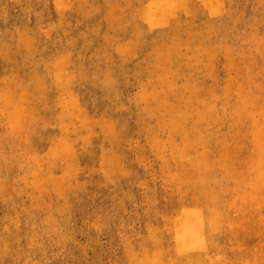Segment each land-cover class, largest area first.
Masks as SVG:
<instances>
[{
	"label": "rangeland",
	"instance_id": "374dc122",
	"mask_svg": "<svg viewBox=\"0 0 264 264\" xmlns=\"http://www.w3.org/2000/svg\"><path fill=\"white\" fill-rule=\"evenodd\" d=\"M154 1L0 0V264H264V0Z\"/></svg>",
	"mask_w": 264,
	"mask_h": 264
},
{
	"label": "bare ground",
	"instance_id": "6f19581e",
	"mask_svg": "<svg viewBox=\"0 0 264 264\" xmlns=\"http://www.w3.org/2000/svg\"><path fill=\"white\" fill-rule=\"evenodd\" d=\"M162 1H163V0H162ZM164 1H165V0H164ZM152 2H153V1H152ZM154 2H155V1H154ZM156 2H158V0H157ZM156 2H155L154 5L157 4ZM159 2H161V1L159 0ZM168 2H169V1H168ZM166 3H167V0H166ZM208 3H209V2H208ZM208 3H207V5H210V4H208ZM161 5H163L162 2H161ZM166 5H167V4H166ZM163 6H165V5H163ZM172 6H173V4H172ZM177 6H178V4H177ZM155 7H156V6H155ZM157 7H158V6H157ZM157 7H156V9H157ZM161 7H162V6H161ZM166 7H167V6H166ZM210 7L212 8V5H211ZM162 8H164V7H162ZM151 9H152V8H151ZM153 9H154V8H153ZM165 9H166V8H165ZM172 9H173V8H172ZM174 10H175V9H174ZM152 11H154V10H152ZM152 11H151V12H152ZM159 11H161V10L159 9ZM162 11H163V10H162ZM172 11H173V10H172ZM213 11H214V10L212 9V12H213ZM163 12H164V11H163ZM166 13H167V12H166ZM152 14H153V13H152ZM152 14H150V15L153 17ZM157 15H158V14H157ZM157 17H158V16H157ZM168 18H169V16H168ZM159 20H160V19H159ZM163 21H164V19H163ZM164 22H165V21H164ZM166 22H167V20H166ZM160 24H164V23L161 22ZM165 24H166V23H165ZM187 211H188V210H187ZM181 216L183 217V212H182V215H181ZM181 216H179V217L181 218ZM188 216H189V215H188ZM184 217H185V216H184ZM195 219H196V218H195ZM195 219H194V220H195ZM176 220H177V219H176ZM176 220H175V221H176ZM181 220H182V219H180V221H181ZM184 220H185V219H184ZM190 220L192 221L193 219L190 218ZM194 220H193V221H194ZM175 221H174V222H175ZM178 221H179V220H178ZM178 221H177V222H178ZM188 222H189V221H188ZM196 222H197V224H198V223H200V222H202V221L198 222V220H195L194 223H196ZM182 223H183V220H182ZM182 223H181V225H182ZM185 223H187V222H185ZM174 224H176V223H174ZM202 224H203V222H202ZM177 225H178V224H177ZM179 225H180V222H179ZM179 225H178V226H179ZM181 225H180V226H181ZM183 225H184V224H183ZM189 225H192V226H189V227H196V226H197L196 224H195V226H194V224H189ZM199 225H200V224H199ZM199 225H198V227H199ZM200 226H201V225H200ZM173 227H174V226H173ZM182 227H183V226H182ZM186 227H187V226H186ZM178 228H179V227H178ZM184 229H185V228H184ZM186 229H187V228H186ZM186 229H185V231H186ZM189 229H190V230H191V229L193 230V228H188L187 230H189ZM178 230H179V229H178ZM181 230H182V228L180 229V231H181ZM190 230H189V231H190ZM186 232H187V231H186ZM188 233H189V232H188ZM187 236H189V235L187 234ZM175 238H176V237H175ZM187 238H188V237H187ZM188 239H190V238H188ZM191 239H192V237H191ZM184 241L186 242L187 240H184ZM188 241H189V240H188ZM193 241H194V240H193ZM190 242H192V241H190ZM213 251H214V250H213ZM215 251H216V250H215ZM203 253H204V252H203ZM207 253L209 254V255L207 254V257H210V256H211V255H210V252L208 251ZM204 254H205V253H204ZM161 257H162V256H161ZM201 257H202V256H201ZM203 257H204V256H203ZM154 264H155V262H154Z\"/></svg>",
	"mask_w": 264,
	"mask_h": 264
}]
</instances>
